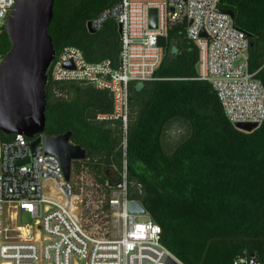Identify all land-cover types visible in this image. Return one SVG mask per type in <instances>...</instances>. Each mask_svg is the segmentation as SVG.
Returning a JSON list of instances; mask_svg holds the SVG:
<instances>
[{
    "label": "trees",
    "instance_id": "trees-1",
    "mask_svg": "<svg viewBox=\"0 0 264 264\" xmlns=\"http://www.w3.org/2000/svg\"><path fill=\"white\" fill-rule=\"evenodd\" d=\"M119 2L55 0L49 34L57 54L71 46L89 62L110 59L117 66L116 21L109 19L95 33L87 24ZM220 8L250 36L251 69L259 70L264 84V0H221ZM10 50L4 29L0 56ZM198 59L186 25L171 30L154 79L129 85L127 132L119 123L96 120L112 109L107 91L53 82L52 66L45 134L72 131L71 143L87 150V160L73 162V169L87 165L108 193L121 180L126 156L129 199L147 209L162 229L163 244L183 264H238L245 256L264 264V122L252 133L234 128L213 86L195 79ZM174 126L183 133L171 145ZM12 138L0 134L2 142Z\"/></svg>",
    "mask_w": 264,
    "mask_h": 264
},
{
    "label": "built area",
    "instance_id": "built-area-1",
    "mask_svg": "<svg viewBox=\"0 0 264 264\" xmlns=\"http://www.w3.org/2000/svg\"><path fill=\"white\" fill-rule=\"evenodd\" d=\"M19 0H0V35ZM221 0H120L108 12L89 22L95 32L109 19L121 25L118 65L112 60L89 62L83 52L66 46L53 63L52 81L91 85L107 91L110 112L99 113V122L119 123L127 132L132 82L154 79L170 31L186 25V36L198 51L196 80L210 83L228 121L264 122V84L250 65V36L220 8ZM157 10V27H150V11ZM202 33L204 35H202ZM5 57L0 56V66ZM72 63L73 69L64 68ZM1 134V133H0ZM0 139V264H166L169 258L183 264L162 242V229L146 214L129 212L130 183L126 156L120 182L110 192L109 215L114 237L94 236L82 222L80 199L71 181L65 180L60 160L46 154L43 136L34 149L24 135ZM126 149V140L124 141ZM126 155V154H125ZM27 161V162H26ZM52 181L58 196L45 195ZM140 189V187H139ZM139 202V201H138ZM22 214L30 223L21 224ZM145 217L147 221L139 219ZM238 264H259L240 257Z\"/></svg>",
    "mask_w": 264,
    "mask_h": 264
},
{
    "label": "water",
    "instance_id": "water-1",
    "mask_svg": "<svg viewBox=\"0 0 264 264\" xmlns=\"http://www.w3.org/2000/svg\"><path fill=\"white\" fill-rule=\"evenodd\" d=\"M54 6L55 0H19L5 23L11 50L0 66V133L36 139L31 143L32 149L41 144L40 136H43L46 154L56 156L60 160L65 180L69 182L73 162L87 160V150L71 143L72 131L58 136L45 134L49 72L57 58L49 34ZM226 13L233 17L231 12ZM157 17V10H151L152 29L157 27ZM87 27L90 32L95 33L91 29V23H88ZM121 31L119 25L118 33ZM159 45L166 49L167 39L159 38ZM63 66L73 69L70 62ZM236 127L248 133L258 129L255 124H238ZM129 212L146 214L147 209L140 202L132 201L129 203ZM166 264L177 263L169 258Z\"/></svg>",
    "mask_w": 264,
    "mask_h": 264
},
{
    "label": "rangeland",
    "instance_id": "rangeland-1",
    "mask_svg": "<svg viewBox=\"0 0 264 264\" xmlns=\"http://www.w3.org/2000/svg\"><path fill=\"white\" fill-rule=\"evenodd\" d=\"M182 133V129L178 126L171 128L168 134V141H170L171 145H174L180 139ZM76 168L74 170L72 167L70 181L74 193L80 196L77 207L84 226L86 228L90 227L88 229L96 237L102 238L106 233H109L106 235L107 237H114L115 229L111 224L110 218H108L109 211L104 208L107 198H110L107 186L98 181L96 174L87 165L82 164ZM53 186L54 183L52 181L45 183L44 194L58 196L59 192L53 190ZM139 221L145 222L147 219L141 217ZM20 223H30L26 214H22Z\"/></svg>",
    "mask_w": 264,
    "mask_h": 264
}]
</instances>
